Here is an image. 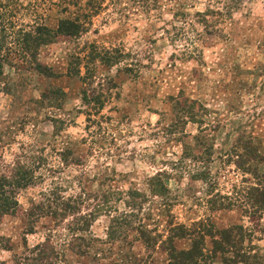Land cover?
Listing matches in <instances>:
<instances>
[{
    "label": "rangeland",
    "instance_id": "obj_1",
    "mask_svg": "<svg viewBox=\"0 0 264 264\" xmlns=\"http://www.w3.org/2000/svg\"><path fill=\"white\" fill-rule=\"evenodd\" d=\"M156 2L143 10L128 0H0V12H11L1 47L11 54L0 74V172L21 167L29 178L15 190V209L0 216V263L20 261L47 240L55 264H167L172 223L194 231L189 238L203 247L196 264H264V211L242 205L246 188L264 179L233 165L246 157V142L264 150V0ZM62 21L79 24L77 34L20 59L17 35ZM199 144L211 149L206 165L184 157ZM204 166L207 178L190 181ZM157 170L172 175L165 184L175 200L165 209L145 185ZM208 178L216 183L210 191ZM129 191L145 195L129 220L148 231L157 221L147 244L130 228L107 236L111 220L127 212ZM212 195L223 205L237 200L213 210L203 202ZM64 203L74 212L61 219L45 212ZM31 205L44 213L27 235ZM96 208L103 210L76 229ZM205 218L214 230L239 227L240 235L212 251L198 234ZM174 246L187 250L189 240Z\"/></svg>",
    "mask_w": 264,
    "mask_h": 264
},
{
    "label": "trees",
    "instance_id": "obj_2",
    "mask_svg": "<svg viewBox=\"0 0 264 264\" xmlns=\"http://www.w3.org/2000/svg\"><path fill=\"white\" fill-rule=\"evenodd\" d=\"M176 1V0H173ZM131 7H137V9H149L150 7H153L155 9L156 7V0H128ZM2 6V5H1ZM227 12V9H225V13ZM180 15L183 17L184 14L176 12L174 14L175 17ZM218 16H222L220 12H216ZM9 17H11L10 10H5L0 12V74L1 69L4 63H6L9 59V56L11 54V49L9 47L1 48L3 43L5 44V38L8 36V32L6 33L4 30V25H9ZM193 17H196V20L203 25H207V21L203 18V15L195 14ZM183 22V21H182ZM214 24L207 25V27H213ZM79 30V24L72 22V21H62L60 22L55 30H49L45 27H37L33 29L32 31L24 33L22 36L17 37L16 39H20L21 47L18 49L22 59H30L35 54V49L39 45H46L50 44L60 36H75ZM19 34V33H18ZM198 36V34H197ZM20 56V55H19ZM27 66H29V61L27 62ZM34 70L39 71L40 65L35 64L33 67ZM239 139H236L238 141ZM235 141V143H236ZM203 147L202 144H199ZM245 149H244V155L246 156L244 159H242L243 154L237 155V160L234 161L233 165L235 168L240 170L241 173L251 174L253 176H257L260 179H264V173L257 174L256 167L258 165H264V150L260 152L256 148H251L249 145V142L245 143ZM200 149V148H199ZM195 150L192 153L187 152V154H184V157L189 158L191 161L194 162H200L201 164H207L209 163V152L211 149L207 146H204L203 149ZM230 153L234 154V150L229 149ZM185 153V149H183ZM229 152V151H228ZM228 154V153H227ZM227 154L225 153L226 157ZM177 163V162H175ZM178 165V164H177ZM175 165L174 167L176 168ZM174 168V169H175ZM3 173L0 172V216L6 215L8 213H11L13 209L17 206L16 201L14 199L15 190L22 189L26 187L28 183V176L24 170H22L21 167H17V170L15 169V172L12 173L11 170H8L7 167L3 168ZM4 172H7V175L4 174ZM196 175L190 176L191 179L196 178L200 179L201 181H204L207 178L208 171H206V167L199 168V171H195ZM168 176H172L171 174H167L165 170H157L154 174L149 176L145 180V185L148 190V196L154 197L156 199L160 200V203L158 204L159 207H169V202L173 198H168L169 196V189L166 186L165 182L168 179ZM169 180V179H168ZM258 181V182H259ZM257 182V183H258ZM215 183L214 178L207 179V182H205V185L209 187H213ZM240 194V193H239ZM127 196V201H125L123 204L124 208L127 209V212L125 210L119 214V216L115 220H111V225H109L107 231V236L112 237V232L120 231L121 228H130L129 231L135 230V233L143 241L144 244H147V242H150V239L148 238V235L150 232H155L158 226H156L157 221H153V229L152 231H148L144 223L142 222H136L137 224L134 225L135 222H131L129 218H132L134 215H131L129 213L130 208L134 206H138V204L144 202L145 195L142 193H138L135 191H129ZM208 196V194H207ZM237 195L235 194V197ZM241 196V195H240ZM220 199L218 195H212L210 197H207L204 199V203L206 206H208L210 209L213 210H219L223 208H230L234 206L233 202H227L225 205H223L222 202H220ZM240 199V198H239ZM243 207L247 208V210H251L252 214L258 213L259 211H264V183L260 186H250L247 187L244 196H242ZM175 200V199H173ZM61 208L59 210H48L45 211L49 216H51L53 219L58 216V218H62L64 213L63 212H74L75 209L71 208L67 203L61 204ZM103 207V205L101 206ZM55 209V208H54ZM103 209H95L93 210L92 214L91 211L88 214V218L85 219L82 223L81 228H76L79 230H83V227H87V223H89V220L91 221V215L94 217L96 213H99V211H102ZM105 210V209H104ZM163 211V210H162ZM62 212V213H61ZM105 212V211H104ZM43 211L41 206L38 205H31L29 210L25 213V216L27 220L31 219L30 221H27V229L25 230V234H31L32 230L29 227V225L34 222L38 216L43 215ZM33 217V218H32ZM112 218V217H111ZM78 219H75V222L73 224L76 225V221ZM205 223L202 225L200 224L199 227L201 228L199 230L200 234L199 238L201 241V238L204 237L210 238L211 248L212 251L221 253L223 250V247L225 245H232V240L234 236L240 235L239 227H234L233 229H227V230H221L217 231L214 230L213 226L209 224L207 218H205ZM167 235L165 237L166 239V248L164 249L166 251V255L168 258L167 264H196V262L201 261L202 256L200 251L203 250V247L200 245L197 246V242L194 240H191L190 234L191 232H194L192 230H188L184 225L182 224H169L165 227ZM236 230V231H235ZM125 232L126 230H122V232ZM157 238H160V235H157ZM184 238H188L189 240V248L187 250H176L174 246V241L182 240ZM192 238V237H191ZM1 241V239H0ZM152 241L156 242V240L152 239ZM50 242L48 243L47 240L40 242L30 248L28 250L27 256H23V258L20 261L13 262V264H55L57 258L56 254L53 252L52 246H50ZM5 250H9V248H6ZM82 253V252H80ZM81 255V254H80ZM2 264V263H0Z\"/></svg>",
    "mask_w": 264,
    "mask_h": 264
}]
</instances>
